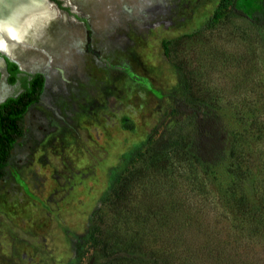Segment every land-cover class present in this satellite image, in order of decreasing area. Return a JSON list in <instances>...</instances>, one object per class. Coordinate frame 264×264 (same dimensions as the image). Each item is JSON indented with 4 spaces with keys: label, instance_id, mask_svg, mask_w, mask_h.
<instances>
[{
    "label": "rangeland",
    "instance_id": "1",
    "mask_svg": "<svg viewBox=\"0 0 264 264\" xmlns=\"http://www.w3.org/2000/svg\"><path fill=\"white\" fill-rule=\"evenodd\" d=\"M218 1L62 0L28 19L41 38L7 39L45 85L0 180V264H264V21L250 18L264 5ZM1 81L0 99L20 89ZM197 101L221 117L226 158L144 145L126 161L159 122L155 136L189 133Z\"/></svg>",
    "mask_w": 264,
    "mask_h": 264
},
{
    "label": "trees",
    "instance_id": "2",
    "mask_svg": "<svg viewBox=\"0 0 264 264\" xmlns=\"http://www.w3.org/2000/svg\"><path fill=\"white\" fill-rule=\"evenodd\" d=\"M61 9L67 10L66 7L62 6L61 0H52ZM264 5V0H263ZM229 10L232 13H237L246 16L240 9L236 8L235 0H219L216 11ZM251 20L256 24H261L264 21V8L260 10L253 11L250 15ZM7 71L9 73L7 77L8 83L12 84L17 80V73L19 69L14 62L7 60ZM30 77V78H28ZM44 75L40 72H35L33 74H24L21 78V88L22 90L16 96H9L4 101L0 102V180H3L6 175V167L12 156V151L14 149L15 143L24 134L25 129V115L28 108L38 102L43 90H44ZM198 109L194 111H189L185 124L190 127L189 133L183 131L182 124L177 129L171 131H162L157 136L156 132L159 128L160 122L152 129V131L147 135V137L139 142L137 145L126 152L124 157L126 161H132L136 155L139 154L140 149L147 145V150L151 153H159L161 151H172L175 148H183L185 152L183 154L190 155L192 158L197 159L201 162H205L207 165H215L220 163L224 158H226L224 152L225 139L227 137V131L222 126L221 117L217 113H209L210 110H203L204 102H198ZM200 105V106H199ZM184 107V104H183ZM204 108H207L205 106ZM222 126V127H221ZM123 127L127 129H132L133 125L130 122H125ZM202 129V130H201ZM201 130V132H200ZM206 132V133H205ZM201 133L200 138L198 134ZM241 134V133H240ZM234 135H237L234 133ZM188 139H186V137ZM238 157V161L233 159L231 163H240L239 159H242L241 155H235ZM240 165V164H239ZM119 170V167L116 168ZM116 173L112 172L110 175L111 181L115 180ZM163 218L166 215H162ZM160 218V217H159ZM162 223V221H161ZM164 223V220H163ZM92 231V230H91ZM89 231L82 240H90L94 243L95 237ZM126 238V239H125ZM116 237V241L119 243H130L132 240L127 237ZM140 245L137 248H141V245L147 240V238L140 237ZM99 241L97 242V244ZM133 246L134 241H133ZM121 244L116 250L117 253L125 251V249L120 250ZM84 246L80 245L76 250L74 262L80 260L83 257ZM108 253L107 247L102 245L101 254L106 256Z\"/></svg>",
    "mask_w": 264,
    "mask_h": 264
},
{
    "label": "bare ground",
    "instance_id": "3",
    "mask_svg": "<svg viewBox=\"0 0 264 264\" xmlns=\"http://www.w3.org/2000/svg\"><path fill=\"white\" fill-rule=\"evenodd\" d=\"M46 8L47 4L43 0H0V49L7 50L3 39L23 36L28 19H38L39 13L46 11ZM37 31L32 35V40L43 35L42 30Z\"/></svg>",
    "mask_w": 264,
    "mask_h": 264
},
{
    "label": "flooded vegetation",
    "instance_id": "4",
    "mask_svg": "<svg viewBox=\"0 0 264 264\" xmlns=\"http://www.w3.org/2000/svg\"><path fill=\"white\" fill-rule=\"evenodd\" d=\"M52 1V0H51ZM63 6V5H62ZM51 9L49 8V11H50ZM37 25H35L34 23H32L31 25H27V27H26V30L24 31V34H23V36L24 35H29V34H35V33H37V30H38V28L36 27ZM32 35H31V37H32ZM23 36H21L20 38H5V39H3L5 42L4 43H6L7 44V39H15V40H19V39H21V38H23ZM5 37V36H4ZM31 41H32V39H31ZM20 44H18L17 46H14V47H12V50H15V49H18V46H19ZM7 49H8V47H7ZM0 50H2V51H0V55H2V57H4V62L2 61V64L0 63V81L2 80V75H4L5 74V81H6V83L9 85V86H13V85H15L16 83H18V86L20 87V89H19V91L18 92H16L15 94H9V95H7L5 98H4V100L7 98V97H9V96H16L21 90H22V88H21V78L24 76V74H33V73H35V72H39V71H37L38 69H33V70H26V71H22V70H20L19 69V66H18V64L17 63H15L14 61H11V60H9L5 55H3V53L2 52H4L5 53V51L3 50V49H0ZM6 54H8V53H6ZM9 55V54H8ZM10 57H12L11 55H9ZM12 58H14V57H12ZM15 60H17L16 58H14ZM7 60L8 61H11V62H14L16 65H17V67H18V69H19V72L17 73V80L14 82V83H12V84H10V83H8V81H7V77H8V75H9V73H8V71H7ZM18 61V60H17ZM18 63H19V61H18ZM20 64V63H19ZM20 66H21V64H20ZM22 67V66H21ZM23 68V67H22ZM41 73V72H40ZM28 78H30V77H28ZM2 83V81L0 82V84ZM4 84H5V82H4ZM5 86L6 87H8L6 84H5ZM9 88V87H8ZM8 93V92H7ZM0 100H2V98L0 99ZM3 100V101H4ZM2 102V101H1Z\"/></svg>",
    "mask_w": 264,
    "mask_h": 264
},
{
    "label": "water",
    "instance_id": "5",
    "mask_svg": "<svg viewBox=\"0 0 264 264\" xmlns=\"http://www.w3.org/2000/svg\"><path fill=\"white\" fill-rule=\"evenodd\" d=\"M44 2H45V4H47L49 7H50V9L52 10L51 11V15L54 17V15H56V13L57 14H59V6L54 2V1H51V0H43ZM62 1V0H61ZM52 17V18H53ZM3 53V55H5L9 60H11V61H14L15 63H17L18 64V66H19V69L20 70H22V71H26L24 68H22L21 66H20V64L18 63V61L17 60H15L14 58H12V57H10L8 54H6V53H4V52H2ZM0 60L1 61H3L4 62V57H2V55H0ZM37 71H39V70H37ZM39 72H42V71H39ZM1 82V81H0ZM4 100V98L2 99V100H0V102L1 101H3Z\"/></svg>",
    "mask_w": 264,
    "mask_h": 264
},
{
    "label": "crops",
    "instance_id": "6",
    "mask_svg": "<svg viewBox=\"0 0 264 264\" xmlns=\"http://www.w3.org/2000/svg\"><path fill=\"white\" fill-rule=\"evenodd\" d=\"M44 85H45V83H44Z\"/></svg>",
    "mask_w": 264,
    "mask_h": 264
}]
</instances>
